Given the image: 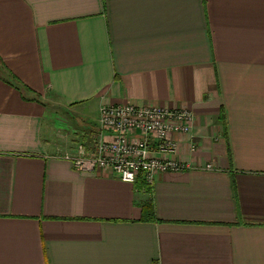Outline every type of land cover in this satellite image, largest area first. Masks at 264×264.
Returning a JSON list of instances; mask_svg holds the SVG:
<instances>
[{
	"label": "crops",
	"instance_id": "0c3cea01",
	"mask_svg": "<svg viewBox=\"0 0 264 264\" xmlns=\"http://www.w3.org/2000/svg\"><path fill=\"white\" fill-rule=\"evenodd\" d=\"M123 103L192 169L78 170ZM0 264H264V0H0Z\"/></svg>",
	"mask_w": 264,
	"mask_h": 264
},
{
	"label": "built area",
	"instance_id": "2783aa9c",
	"mask_svg": "<svg viewBox=\"0 0 264 264\" xmlns=\"http://www.w3.org/2000/svg\"><path fill=\"white\" fill-rule=\"evenodd\" d=\"M195 119L190 109L102 104L95 152L86 156L80 144L74 156L68 153L65 157L80 171L105 169L125 182L143 178L153 184L161 173L192 169L190 163L178 159L179 146L173 135H189Z\"/></svg>",
	"mask_w": 264,
	"mask_h": 264
},
{
	"label": "rangeland",
	"instance_id": "374dc122",
	"mask_svg": "<svg viewBox=\"0 0 264 264\" xmlns=\"http://www.w3.org/2000/svg\"><path fill=\"white\" fill-rule=\"evenodd\" d=\"M80 118V117H79ZM83 123H81V125H82ZM84 125H87V124H84ZM84 125H82V126H84Z\"/></svg>",
	"mask_w": 264,
	"mask_h": 264
}]
</instances>
